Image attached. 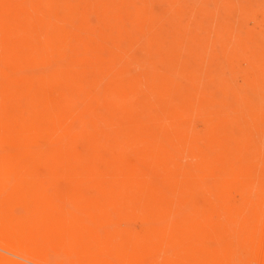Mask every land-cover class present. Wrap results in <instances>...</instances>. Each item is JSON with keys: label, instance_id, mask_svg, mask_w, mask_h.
<instances>
[{"label": "rangeland", "instance_id": "1", "mask_svg": "<svg viewBox=\"0 0 264 264\" xmlns=\"http://www.w3.org/2000/svg\"><path fill=\"white\" fill-rule=\"evenodd\" d=\"M53 27L76 38L67 56L101 85L88 91L110 127H78L84 104L53 76L68 65L38 44ZM19 47L43 61L21 69L6 54ZM57 102L70 137L47 120ZM0 108L26 132L0 148L13 168L0 202L36 256L264 264V0H0Z\"/></svg>", "mask_w": 264, "mask_h": 264}, {"label": "bare ground", "instance_id": "2", "mask_svg": "<svg viewBox=\"0 0 264 264\" xmlns=\"http://www.w3.org/2000/svg\"><path fill=\"white\" fill-rule=\"evenodd\" d=\"M63 5L65 6V4ZM50 13L54 17L58 18L60 21L69 22L70 20V18H67L66 15L60 14L59 11L56 9H51ZM39 26H42V25L39 24ZM56 30L57 28L53 27V30L48 29L45 31L44 30L41 31L39 33L38 44L41 47H43L44 50H46V56H47L46 58L48 60H54L62 64L65 62V65H68V67H65V68L62 67V69H58L54 71L53 73V76H55V79L58 81L60 86H62V88H65V91H64L65 95L63 97L65 98L66 101L64 102L73 104V102L75 103L76 101L78 102L80 101L84 104V107L82 110L78 109L75 112V116L77 117V121L79 124L78 127L80 129L87 128V127H97V126L110 127L111 124L114 122V117H112L110 109L108 108V106H104V108L102 109V112L101 113L98 112L99 109L101 108L100 101L95 102L96 97H94V95H92V93L88 91L90 87L101 88L100 87L101 85L97 81L94 82L91 80H88V81L85 80L84 78L85 76H83L84 72L82 71V67L85 64V60L83 59L81 54L80 55L77 54L75 59H71L70 57L68 58L67 56L68 55L67 49L71 48L73 52L77 50V48L73 46V41L76 38L73 37V35L69 32H63V33L57 34ZM40 36H43V38L40 39ZM78 41L81 42V39L78 38ZM78 45H80V43H78ZM4 48H5V44H4ZM13 49L11 50V52L6 50V54H8L9 57L13 59L17 58L19 60H22L19 63L21 69L26 68L27 66L31 64H37L43 61L44 59L43 58L44 55L41 52L40 54L42 55H39V54L35 55L33 54V52H30V51H29L30 53L23 52L21 47L18 48L19 49L18 51H20L19 53L18 51L14 52ZM3 60H6V59H3ZM108 86L105 90L100 89V92L102 91L104 93V96L107 99H110L111 96L118 94L117 93L118 89L113 86H109V87ZM115 99H117L118 101H121L118 97H115ZM106 101L107 100H105V102ZM62 108H63V105H61L60 103L58 104L57 102L56 106L52 110H50V113L46 115V117H47V120L49 121L55 120L53 124V128L55 132H60L63 135H66V137H70L73 133L72 131H73L74 125L71 126L70 130L61 128L62 126L65 127V125L61 123V118H60V114L63 111ZM12 116H14L17 119L15 122ZM21 118L22 117L16 112L15 108H12L10 110H7L6 108H2V109L0 108V148L5 149L7 146L8 140L12 139L14 136V133L16 132H19L21 136L26 135V132L22 130L20 126L16 125L18 120H23V118L22 119ZM97 147L99 150L100 144ZM12 169H13L12 166L10 165L9 161L6 160V158L4 157L0 158V193H1L0 195H2V191H1L2 187L9 185L12 179V175H11ZM5 191H7V189ZM109 200L110 201L106 199L105 201L112 202V203L115 202L113 199V196H111V199ZM107 206L110 207L108 203H107ZM96 209L97 211H99V215H95L92 211L87 210L84 217L87 219L99 221L101 217H103L102 215L105 214L106 212L105 213L102 212L105 210L98 209V207ZM11 222H12L11 215L8 213V208L6 207V205H3V203L0 202V250L2 252L4 251L6 255L8 253L9 256L12 255L11 256L12 259H13V256H14V259L18 258L17 259L19 260L17 261L18 264L19 263L21 264V262L23 261H25V263H28V264H63V263H50L46 258L38 257L35 254H33L29 244L27 243V240L24 241L22 239L15 238L7 230L8 228H10V226L12 227L13 223ZM65 232L67 233L69 232V230ZM9 258L10 257H8V259L6 258L7 261L3 260V262L0 264H17V263H14L16 262L15 260L13 261L11 260V258L10 259ZM82 263H96V262H91V261L88 262L85 259L82 261Z\"/></svg>", "mask_w": 264, "mask_h": 264}]
</instances>
